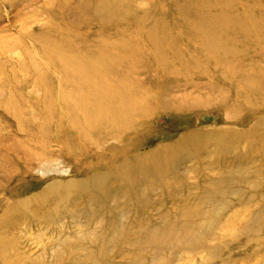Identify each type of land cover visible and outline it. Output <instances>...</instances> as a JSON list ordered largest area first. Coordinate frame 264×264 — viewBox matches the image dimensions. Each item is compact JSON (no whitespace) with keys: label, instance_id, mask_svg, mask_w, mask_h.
I'll use <instances>...</instances> for the list:
<instances>
[{"label":"rangeland","instance_id":"374dc122","mask_svg":"<svg viewBox=\"0 0 264 264\" xmlns=\"http://www.w3.org/2000/svg\"><path fill=\"white\" fill-rule=\"evenodd\" d=\"M0 264H264V0H0Z\"/></svg>","mask_w":264,"mask_h":264},{"label":"bare ground","instance_id":"6f19581e","mask_svg":"<svg viewBox=\"0 0 264 264\" xmlns=\"http://www.w3.org/2000/svg\"><path fill=\"white\" fill-rule=\"evenodd\" d=\"M189 22L191 23V21H189ZM215 30H216V28H215ZM201 35H202V33H201ZM169 40H170V38H169ZM169 40H167V41H169ZM212 43H214V42H212ZM157 45H159V43ZM166 46H167V44H166ZM46 48H47V42L42 43L41 50H42L43 54L45 53ZM41 50H40V52H41ZM154 50L155 49H153V51ZM158 50H161V49H158ZM50 53H51L50 57H52L53 53L51 51H50ZM63 54L64 55L58 56V57H56L57 55L53 56V58L50 59V62L53 64V66L54 65L56 66L55 69L58 71L57 74L60 77V79L62 78V81L65 84L67 83L66 84L68 86V87H66L67 92H68V94H70V96H72V99H73L71 101H75L77 94L81 91V89H78V87H84V86L88 85L89 80H91L92 77H94V74H92L90 71L93 70V68L95 66L100 65V63H99L100 59L95 60L94 57H92L90 55L87 56V54L85 56L84 55L82 56L81 54H78V55L75 56L71 52L63 53ZM112 54H114V52ZM58 55H60V54H58ZM161 55H162V53H161ZM153 58H155L154 55H153ZM101 59H104V60H106L108 62V64H109L108 67H115V65H118L117 63L119 61V60H117L115 58L112 59L110 57L109 53L107 55H104ZM160 60L162 61V59H160ZM155 63H157V62H155ZM69 82H71V83L68 84ZM62 85H64V84L62 83ZM130 90L131 89H127L126 90V88L122 87V86L119 87V88L115 87V88H113L112 91H110L108 94H106V97L104 98V100L100 101V98H99L100 96H99L96 99L97 103L95 105L93 104L95 106L94 112L96 114H88L89 115V116H87L88 119L86 118L88 120V125L89 126H94V123H92L93 120H94L95 122H97L96 123L97 127H100L102 125V126H104V128H105V130L107 132L108 131L114 132L116 130H120L123 127H127L128 124H130L132 122V120H130V119L133 117V114H134V112H132L133 111V107H131L130 106L131 104L128 102V101H131V100H127V98L129 99V95L131 93ZM170 93H172V92H170ZM113 113H116V114L114 115ZM146 158L147 157H143V159H146ZM126 165H127V163H126ZM123 167H124V165H122V168H120L122 171H124Z\"/></svg>","mask_w":264,"mask_h":264}]
</instances>
